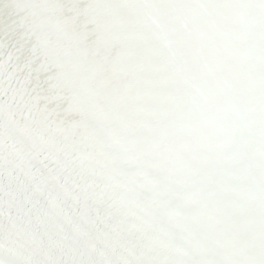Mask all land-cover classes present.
Returning a JSON list of instances; mask_svg holds the SVG:
<instances>
[{"label":"snow or ice","instance_id":"6c2138e0","mask_svg":"<svg viewBox=\"0 0 264 264\" xmlns=\"http://www.w3.org/2000/svg\"><path fill=\"white\" fill-rule=\"evenodd\" d=\"M0 264H264V0H0Z\"/></svg>","mask_w":264,"mask_h":264}]
</instances>
